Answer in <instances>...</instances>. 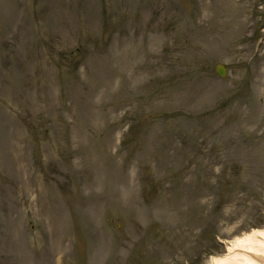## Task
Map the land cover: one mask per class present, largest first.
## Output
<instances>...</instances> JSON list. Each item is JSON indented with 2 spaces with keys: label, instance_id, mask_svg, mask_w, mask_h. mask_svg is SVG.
<instances>
[{
  "label": "rangeland",
  "instance_id": "374dc122",
  "mask_svg": "<svg viewBox=\"0 0 264 264\" xmlns=\"http://www.w3.org/2000/svg\"><path fill=\"white\" fill-rule=\"evenodd\" d=\"M221 1L0 0V264H212L264 230V0Z\"/></svg>",
  "mask_w": 264,
  "mask_h": 264
},
{
  "label": "bare ground",
  "instance_id": "6f19581e",
  "mask_svg": "<svg viewBox=\"0 0 264 264\" xmlns=\"http://www.w3.org/2000/svg\"><path fill=\"white\" fill-rule=\"evenodd\" d=\"M224 2L213 0L210 9L213 11V17H223L235 9H228ZM111 175V174H110ZM212 264H264V230H254L252 233L238 238L229 247L227 255L224 257H215Z\"/></svg>",
  "mask_w": 264,
  "mask_h": 264
},
{
  "label": "water",
  "instance_id": "95a60500",
  "mask_svg": "<svg viewBox=\"0 0 264 264\" xmlns=\"http://www.w3.org/2000/svg\"><path fill=\"white\" fill-rule=\"evenodd\" d=\"M216 71L218 74H220L221 76L225 77L226 76V73H227V69L222 66V65H218L217 68H216Z\"/></svg>",
  "mask_w": 264,
  "mask_h": 264
}]
</instances>
